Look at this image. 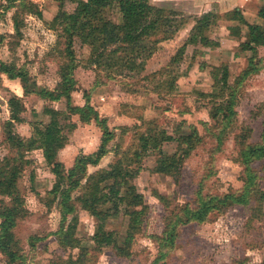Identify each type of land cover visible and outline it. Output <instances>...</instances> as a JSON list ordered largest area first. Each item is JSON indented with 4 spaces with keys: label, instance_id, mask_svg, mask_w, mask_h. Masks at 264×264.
I'll return each instance as SVG.
<instances>
[{
    "label": "rangeland",
    "instance_id": "374dc122",
    "mask_svg": "<svg viewBox=\"0 0 264 264\" xmlns=\"http://www.w3.org/2000/svg\"><path fill=\"white\" fill-rule=\"evenodd\" d=\"M150 1L157 6L182 11L189 15V20L173 39L162 41L147 61L142 62L137 52L130 57L115 55L98 70L88 63L90 44H82L80 40L75 44L80 67L75 71L78 85L72 94L73 103L83 105L84 95L89 93L91 102L102 116L108 117L109 126L116 129L117 134L109 146L111 153L98 166H90L89 173L108 169L117 158L124 159L132 167L141 168L132 183L148 210L133 240L130 257L118 256L112 247H105L101 253L95 254L92 237L98 219L81 208L75 233L78 247L64 249L59 245L54 232L59 229L61 216L56 203L51 204L50 194L56 178L44 161L38 136V131L49 122L50 116L44 113V102L38 96H24L18 83L9 88L0 78V122L9 117L8 100L18 93L26 111L23 113L24 123L17 124L16 129L37 142L30 153L34 163L27 168L21 180L29 214L15 229L14 247L27 255L29 264H58L60 261L63 264H151L159 253L156 237L163 236L165 218L170 212L176 211L180 205L194 206L198 198L207 194L223 195L243 189L244 167L238 161V152L242 135L248 142L260 141L264 117V69L251 75L240 88L237 118L219 150L210 132L214 125L210 117V100L215 96H212L213 84L220 76L221 65H229L233 82L250 56L249 51L240 48V43L249 38V28L241 22V12L236 10V6L244 1L248 12L246 18L252 21L264 0H222L206 45L192 44L190 39L196 32V19L206 9L203 4L215 0ZM28 2L32 13L26 16L24 37L17 42L15 38L8 37L14 32L15 10L5 12L1 6L6 1L0 0V33L7 35L0 48V57L5 62L25 66L40 86L54 88L59 81L61 63L60 54L57 56L52 52L57 40L54 27L59 2ZM75 6V3L67 2L65 9L71 12ZM137 6L138 0H117L109 15L115 22H128ZM99 32L103 34L105 30L100 28ZM185 43L187 47L182 61L174 68L168 67L172 57ZM259 56L264 60V44L259 45ZM155 72H159V76L153 78L151 75ZM109 74L112 77H108ZM146 77L149 79H144ZM52 105L61 111L67 108L64 100ZM150 119H155L165 128L173 140L163 143L160 151L149 150L139 163L135 150L138 149L139 135L146 129L144 123ZM72 121L77 127L66 131L69 142L58 154V160L66 168L73 166L79 154L95 152L102 136L95 122L84 124L78 115L73 116ZM122 126H126L127 131L122 130ZM192 128L198 131L199 141L192 135ZM3 145L0 135V159L8 153ZM185 149L188 154L175 179L166 174V167L177 151ZM254 166L262 177L259 182L263 188L264 160ZM32 171L35 172L34 181L31 180ZM159 194L167 197L165 201L168 204L160 200ZM259 205L255 199L248 205L214 212L206 222L182 226L177 246L169 254L167 263L264 264V212L260 211ZM128 222L129 218L123 214L108 219L107 228L117 232L120 244L124 242ZM34 235L43 240L32 247L29 239ZM0 264H7L1 253Z\"/></svg>",
    "mask_w": 264,
    "mask_h": 264
},
{
    "label": "trees",
    "instance_id": "16d2710c",
    "mask_svg": "<svg viewBox=\"0 0 264 264\" xmlns=\"http://www.w3.org/2000/svg\"><path fill=\"white\" fill-rule=\"evenodd\" d=\"M1 7L5 12L14 9V32L8 37L18 41L23 39L25 18L32 13L31 3L28 0H5ZM117 0H58L59 9L56 15L57 23L54 27L57 40L52 52L60 54L61 63L58 68L59 81L54 88L40 86L25 66H17L5 62L0 57V75L5 74L11 80H19L24 96L36 95L44 102V113L50 120L38 131L39 147L44 161L50 167L56 181L51 189V204L56 203L61 216L59 229L54 232L56 239L64 249L75 248L79 240L75 236L78 224V210L84 209L98 219L95 233L93 252L101 253L105 247H112L118 256L130 257L132 244L136 234L141 229L148 206L138 193L132 180L139 174L140 167H132L122 158H117L108 169H99L89 173L90 166H98L102 159L111 153L110 143L116 138V129L109 126V119L102 116L92 104L89 93L84 95L85 103H73V92L77 89L78 81L75 71L80 67L75 44L80 40L82 44L89 43L88 63L93 68L102 69L115 55L130 57L134 53L141 55L142 62L150 59L159 49L162 41L173 39L187 24L189 15L182 11L157 6L150 0H138V6L133 11L131 20L115 22L110 10ZM67 2L75 3V9H65ZM240 15L242 23L248 25V40L240 43L242 51H249L247 65L231 82L229 65L223 64L220 76L214 80L212 107L210 117L214 122L210 132L217 142L219 150L228 136L237 118V106L240 101L239 90L245 81L253 74L264 69V60L259 56V45L264 44V25L248 24ZM264 20V6L259 11ZM216 14L209 11L196 19V32L191 37L192 44L208 41V32L214 23ZM103 28L105 32L100 34ZM7 35L0 33V48ZM187 47L183 44L172 57L168 67L174 68L179 64ZM99 76V75H98ZM159 76V72L151 75ZM108 77H112L111 74ZM148 80L149 78H144ZM159 84V83H158ZM158 86L156 87V91ZM215 98V99H213ZM64 100L66 110L61 111L52 104ZM9 117L0 122L1 143L8 153L0 159V253L4 255L7 264H29L25 253L15 249V229L19 222L28 214L25 196L21 189V180L27 168L34 160L31 150L35 148L36 140L25 137L17 131V124L24 123L23 113L26 106L22 97L13 94L8 100ZM78 115L84 124L95 122L102 131L98 149L90 154L81 153L75 159L71 168H66L58 160V154L69 142L66 131H72L77 124L72 117ZM207 124V123H205ZM146 129L139 135L136 157L140 163L142 157L151 149L160 148L163 143L173 140L167 130L161 127L155 119L144 123ZM126 126L122 130L127 131ZM192 135L200 140L198 131L192 128ZM238 152V161L244 167L242 191L223 195L207 194L191 204L180 205L165 218L163 236H157L159 246L157 258L151 264H168L169 254L177 246L180 228L190 223H203L209 220L214 212H224L236 205H248L252 200L259 201L260 211L264 212V187L259 180L262 178L255 169V163L264 160V117L260 141L248 142L242 135ZM182 150V149H181ZM187 150L177 151L166 167V174L177 179L181 172ZM35 172L31 173L34 181ZM85 181V182H84ZM82 191V192H81ZM77 192H81L76 196ZM163 202L165 195H158ZM78 203L80 205H78ZM125 215L129 218L127 233L123 244L119 243L118 234L107 228L108 219ZM43 240L34 235L29 242L32 247ZM58 264H63L60 261Z\"/></svg>",
    "mask_w": 264,
    "mask_h": 264
},
{
    "label": "crops",
    "instance_id": "0c3cea01",
    "mask_svg": "<svg viewBox=\"0 0 264 264\" xmlns=\"http://www.w3.org/2000/svg\"><path fill=\"white\" fill-rule=\"evenodd\" d=\"M238 4L239 5L236 6V10L241 12V14L245 17L246 21H248L250 24H254V25H260V26L264 25V20L259 16V11L264 5H261L260 7L258 6V11H257L256 15L253 16V20L252 21H249V19L247 20V18H246L247 17L246 13H248V12H247V10H245V7H244L245 2L244 1H240ZM203 5L206 6V9L201 14H204L206 12L211 11V12H213V13H215L217 15V13L219 12L220 7L222 6V0H215V1H212V2L208 1L207 4H203ZM212 26H214V23L211 25L210 30L212 29ZM206 48H208V46H206ZM0 78L2 79V81H4L3 85L7 86L9 88H11L12 84H16V83H18L19 86H21V83H20L19 80H11L5 74H1ZM23 94H24V91H23ZM16 95L20 96L18 93ZM92 104H93V102H92Z\"/></svg>",
    "mask_w": 264,
    "mask_h": 264
}]
</instances>
